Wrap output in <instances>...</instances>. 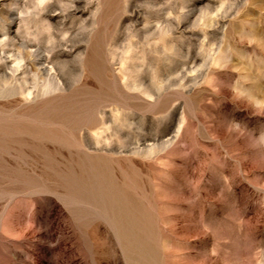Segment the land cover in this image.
<instances>
[{
    "label": "rangeland",
    "instance_id": "374dc122",
    "mask_svg": "<svg viewBox=\"0 0 264 264\" xmlns=\"http://www.w3.org/2000/svg\"><path fill=\"white\" fill-rule=\"evenodd\" d=\"M0 264H264V0H0Z\"/></svg>",
    "mask_w": 264,
    "mask_h": 264
},
{
    "label": "bare ground",
    "instance_id": "6f19581e",
    "mask_svg": "<svg viewBox=\"0 0 264 264\" xmlns=\"http://www.w3.org/2000/svg\"><path fill=\"white\" fill-rule=\"evenodd\" d=\"M14 21H15V20H14ZM16 33H17V32H16ZM10 34H11V33H10ZM6 53H7V52H6ZM16 56H17V55H16ZM17 68H18V67H17ZM47 68H48V67H47ZM24 71H25V70H24ZM24 71H23V72H24ZM29 74H30V73H29ZM20 81H21V80H20Z\"/></svg>",
    "mask_w": 264,
    "mask_h": 264
}]
</instances>
